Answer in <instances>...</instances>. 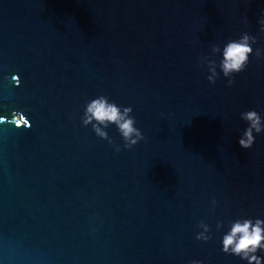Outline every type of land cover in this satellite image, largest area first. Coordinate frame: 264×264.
<instances>
[{"label": "water", "instance_id": "1", "mask_svg": "<svg viewBox=\"0 0 264 264\" xmlns=\"http://www.w3.org/2000/svg\"><path fill=\"white\" fill-rule=\"evenodd\" d=\"M262 14L264 0H0V264H247L222 237L264 220V132L238 143L241 113L264 122ZM245 32L246 69L209 83L201 58L219 65L212 46ZM99 95L132 108L143 141L125 150L110 126L117 153L82 125Z\"/></svg>", "mask_w": 264, "mask_h": 264}, {"label": "clouds", "instance_id": "2", "mask_svg": "<svg viewBox=\"0 0 264 264\" xmlns=\"http://www.w3.org/2000/svg\"><path fill=\"white\" fill-rule=\"evenodd\" d=\"M264 16V14H262ZM261 28L260 31L264 32V19L258 21ZM256 38L250 36L247 32L243 33L238 40L228 41L221 52L218 45H213L211 48L212 54L222 55L219 65L215 60L208 57H202L200 66L203 69L205 66L210 72L207 77L209 83L215 84L217 79V67L223 73V76L228 80V85L231 87L235 82L233 77L236 74L242 73L248 63L249 57L253 55L252 45L256 44ZM257 58L261 57V50L257 49L255 52ZM13 81L17 86L20 84L18 77L13 76ZM132 108L117 106L115 102H110L106 95H99L97 98L89 101L84 106V112L81 116V123L84 127L91 126L92 131L101 140L107 141L112 144L115 151H121L120 146L115 145L109 138L108 133L105 131L110 126H115L123 140V148L130 150L139 142L144 140L141 131L135 127L136 120L132 116ZM14 123L17 127H29L25 116L19 113H13ZM241 119L247 122L248 127L239 138V145L242 149L249 150L255 143L254 133L259 135L264 132V122H262L261 115L255 110L246 111L241 113ZM213 205L216 201L213 200ZM203 229L196 239L207 243L212 239L209 226L201 221L198 225ZM223 227V224L217 223V231ZM222 251L226 255L239 257L247 264H262V258L257 255L258 252H264V220L239 218L230 222V230L222 237ZM191 264H201L200 261H192Z\"/></svg>", "mask_w": 264, "mask_h": 264}]
</instances>
